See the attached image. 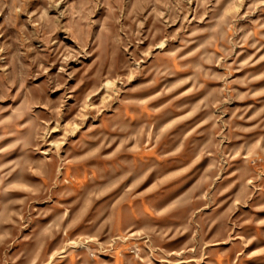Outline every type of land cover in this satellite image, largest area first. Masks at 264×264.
Wrapping results in <instances>:
<instances>
[{"label":"rangeland","instance_id":"obj_1","mask_svg":"<svg viewBox=\"0 0 264 264\" xmlns=\"http://www.w3.org/2000/svg\"><path fill=\"white\" fill-rule=\"evenodd\" d=\"M0 264H264V0H0Z\"/></svg>","mask_w":264,"mask_h":264}]
</instances>
